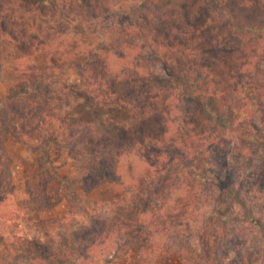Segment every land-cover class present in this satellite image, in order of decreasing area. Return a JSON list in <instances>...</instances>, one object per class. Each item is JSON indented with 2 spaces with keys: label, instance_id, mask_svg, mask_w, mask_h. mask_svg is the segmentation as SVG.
Instances as JSON below:
<instances>
[{
  "label": "trees",
  "instance_id": "1",
  "mask_svg": "<svg viewBox=\"0 0 264 264\" xmlns=\"http://www.w3.org/2000/svg\"><path fill=\"white\" fill-rule=\"evenodd\" d=\"M204 1L137 0L134 8L148 10L155 19L146 31V40L138 42L133 33L141 27L130 28L110 17V0H0V37L23 55L44 53L46 62L42 71L34 64L20 65L22 86L14 85L8 95L0 97V202L13 186L12 160L6 147L9 136L37 143V157L32 165L38 169L25 180L29 203L37 212L58 203L64 186L47 151L51 145L65 146L76 164L86 171L84 186L91 189L104 180L117 184L122 191L104 216L85 215L78 204L80 197L67 183L71 192L69 209L55 221L66 232L73 230L63 236L62 259L70 258L71 262L75 251L88 253L98 246L104 248L105 254L111 249L136 252L143 245L148 256L159 255L157 264L173 253L186 263L183 252L191 233L184 227L189 228L186 216L195 200L192 192L196 188L173 200L175 180L194 186L197 181L210 182L220 196L231 197V203L239 200L240 190L231 180L221 179L214 172L208 175L212 169L205 146L207 135L213 128H233L237 148L243 152L246 145L259 144L256 134L261 127L253 121V110L244 124H235L231 118L225 121L228 109L238 105L231 103L236 98L217 99V94L207 91L201 83L210 75L211 55L196 47L172 50L179 31L187 34L188 46L191 41L196 42ZM251 2L234 8L244 22L224 23L221 31L227 36L217 42L220 47L225 40L224 49L239 51L236 54L240 56L229 60L236 63L240 72L246 65L242 59L252 49L250 35L264 40V5ZM84 10L106 14L109 34L99 41L86 39L85 22L79 18ZM75 11L79 13L74 14ZM59 27L68 28L61 37L54 35ZM73 28L80 35H72ZM153 32L159 39H150ZM234 33L239 36L237 39ZM153 46L163 50L166 58L165 62L158 59L161 64L157 66L151 63ZM113 62L120 63L116 71ZM66 65L81 79L80 86L64 75ZM260 66L264 69V58ZM192 76V84L187 83L184 88L180 82L174 85L176 80ZM249 84L264 92V82L258 78ZM49 99L60 104L50 105ZM240 99L237 101L242 108L251 106L249 99ZM233 124L235 127H231ZM259 170L263 168L254 174V186H262ZM238 202L245 206L241 200ZM220 204L221 198L207 214L218 218L220 211L215 207ZM68 218L69 223L65 221ZM237 263L249 264L241 259Z\"/></svg>",
  "mask_w": 264,
  "mask_h": 264
},
{
  "label": "rangeland",
  "instance_id": "2",
  "mask_svg": "<svg viewBox=\"0 0 264 264\" xmlns=\"http://www.w3.org/2000/svg\"><path fill=\"white\" fill-rule=\"evenodd\" d=\"M136 1L110 0L109 16L115 17V21L119 19L127 27H141V30H136L133 33V36L136 41L144 42L147 38L146 31L155 19L147 12L148 10L135 9ZM250 2L251 4L254 2V5H264V0H257V2L256 0H232V2L231 0L230 2L206 0L203 2V8L198 18L199 24L196 28L199 31L196 32V45L194 46V41H191L188 46L187 34L185 35L182 31L177 33L178 40L172 50L186 51L191 47H196L200 52L202 49L205 55H211L213 62L208 70L210 75L203 78L201 82L205 89L216 93L217 99L220 97L225 100H228L229 97L236 98L231 103L232 105L236 103L238 106L228 109L225 121L231 118L235 124H244L248 120L246 118L249 111L253 110V121L259 124L261 129L256 134L259 144L256 146L248 144L244 147L243 152L237 148V138L234 131L231 130L233 128L221 126L217 130L211 129L213 132L207 135L205 145L208 149L212 169L208 175L214 172L221 179L231 180L233 185L240 190L237 198L239 200L233 199V203H231V197L220 196L217 193L218 189L215 190L216 187L210 182L197 181L199 183L194 186L175 180L176 185L179 183V187L177 188L175 185L173 200L190 192L192 187L196 188V191L192 192L194 194L192 199L195 200L186 216L189 228L184 227L191 233L188 236L190 240L183 252L188 262L183 263L173 253L163 260L160 259L159 264H238L240 259L244 263L264 264V150H262L264 147V92L249 84L255 78L264 82V69L260 66L264 58V40L258 38L257 35H250L248 40H250L252 49L242 59L246 61V65L241 68L242 72L236 70L237 65L233 60H229L231 57H236V53L239 51L235 50V53L224 49L225 40L220 47L217 45L221 38L227 36L225 35L227 33L221 31L224 23L235 21L240 25L244 22V20H239L241 19L239 18L240 14L234 8H239L243 4L248 5ZM232 3H237L238 6ZM97 11L92 13V10H84L81 11L79 17L85 22L83 27L87 33L84 37L94 41H99L103 36L109 34L107 15H97L99 13ZM77 13L79 11H75L74 14ZM91 13L95 15L93 16L95 18L90 17ZM232 14L237 18L231 17ZM66 31L68 28L59 27L54 35L61 37L67 33ZM71 34L80 35V31L73 28ZM234 37L237 39L239 36L234 33ZM150 39H159L157 33L153 32ZM247 48H251V46ZM151 50L154 51L151 61L154 66H157L158 63L161 64L158 59L165 62L163 50H157L154 46L151 47ZM227 55L229 56L227 57ZM44 57V53L41 52L23 55L17 48L7 45L4 38L0 37V97L8 95L14 85L22 86L24 76L18 70L20 65L34 64L42 71L46 64ZM112 67L116 71L120 68V63L113 62ZM160 69L163 71L165 66L163 65ZM63 73L70 82L80 84L81 79L71 67L64 66ZM192 81L193 76L187 77L186 80H176L174 85L181 84L184 88V86H188L187 83L192 84ZM229 92H233V95H229ZM240 98L249 99L251 106L242 108L241 103L238 104ZM49 103L50 105H59L60 101L49 99ZM73 103L75 105L77 101ZM224 103H228V101ZM235 124L231 127H235ZM36 144L19 136H9L6 140L7 152L12 160L13 186L11 192L5 198L3 196L2 202H0V264H157L159 262V255L148 256L147 252H143V245H140V250L136 252L127 249L124 251L111 249L105 254L104 248L98 246L88 253L85 250L75 251L76 255L74 258L72 257L71 262H69L70 258L62 259L63 236L73 230L70 229L66 232L57 226L55 221L69 209L68 194L71 195V192H69L67 183L70 188H73L72 191L80 197L78 204L85 215L104 216V211L115 206L114 203L121 197L122 191L117 184L104 180L91 189L88 188L89 186H84L82 179L85 177L86 171L76 164L65 146L62 144L51 145L47 151L54 159L53 163L58 174L64 179V186L60 192L58 203L54 202L50 208L43 212L35 211L28 200L25 180L38 169V166L32 165L37 157ZM260 167L263 170H259L262 175L258 178L262 180V186H254L252 178ZM178 195L180 196L178 197ZM220 198L222 204L215 207L220 211V216L212 218L207 213ZM173 200L172 203H174ZM240 200L245 203V206L238 202ZM248 211L250 212L248 213ZM65 221L69 223L71 220L68 218ZM71 225L72 223L67 227L69 228ZM157 238L162 239L160 236Z\"/></svg>",
  "mask_w": 264,
  "mask_h": 264
}]
</instances>
